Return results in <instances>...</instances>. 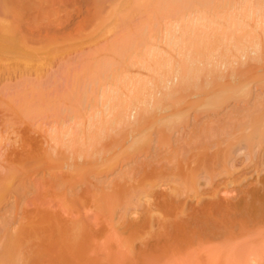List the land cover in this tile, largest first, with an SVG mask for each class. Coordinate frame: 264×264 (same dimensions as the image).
I'll list each match as a JSON object with an SVG mask.
<instances>
[{
    "label": "rangeland",
    "instance_id": "obj_1",
    "mask_svg": "<svg viewBox=\"0 0 264 264\" xmlns=\"http://www.w3.org/2000/svg\"><path fill=\"white\" fill-rule=\"evenodd\" d=\"M94 1L95 0H29V2H31V5L29 4L31 7H27L25 3L26 10L23 4V6L19 5V7L22 6L24 8L21 9V19L18 18L19 15L17 13H14L18 16V20L15 18V20L17 21L15 23H17L18 26L16 29H19L18 36L21 35V37L23 38L22 41H26L28 43V48L31 47V49H33L32 51L35 52L34 48L37 50L35 53L37 60L38 58H41V56H38L39 54L37 55V53L40 52V50L41 52H43H40V54H42L44 61L41 58L43 62H37V65L45 63L46 66H44L46 69L43 68L44 66L41 67V70H45H42L41 75V72L36 71L34 70V68H32L30 69V72L36 71V73H34V75L28 70V72L30 73L29 75V73L25 70L17 69L15 70L16 72L14 71V69L9 70L15 68V65L14 67H12L13 64L11 60L6 64L2 63V65H5V68L1 66L2 68L0 70V74L3 69L9 74H3L4 71H2V76H0V176L11 170L13 171V173L14 171H16L20 176H18V173L16 175L14 174L16 176V180L17 177L18 179L21 178L19 179L21 183H19L18 180L14 181L12 187L14 190L18 189V192L16 191L17 193L15 194L19 196L12 194L15 191L10 190L12 191V193L8 192L7 195L4 196L6 200L3 201V199L0 202V204L2 203L0 205V221L1 219L2 221H4L3 218L6 219V217L8 216L14 217L13 214L16 216L15 213L18 209H20L18 210V214L21 217H19L18 215L17 216L21 218V221H19V218L17 216V218H13L15 220L18 219L16 220L17 222H13L10 217V223L6 221L3 223L1 221L0 228L2 227L3 229H0V240L2 241V243L5 242V244H0V249L2 250V248L6 245L9 246L11 244L13 245L14 243H17V239L16 242L12 243L13 241H15L12 236L14 235L13 237L15 238V234H17L19 230H22L19 233L22 232L21 234L23 238H19L21 236L17 235L16 237L21 240H19V243L14 244L13 246L15 247V250L17 252V248H19L20 251H23L18 253H22L24 256L21 254L22 256L19 255L18 257H23V259L26 261L28 260L26 263V261L18 259L17 257L16 260H21L23 264H264V191H262L261 189H264V187H262L264 186V35H262V31H264L262 30L264 29V23L262 22V20H264L262 19V17L264 16V3L262 2L263 0H260L263 3V6H261L262 4L259 5L260 9H258L257 5L259 2L257 1L256 3L254 2L255 0H253V2L252 0L242 2V4L246 3L249 5L250 3H252L250 6L253 5L254 8H252L253 6L248 7V10L245 9L247 7L245 4L244 5L246 7L241 4L242 7H245L244 9L248 13L250 9H253L252 11H250L252 12V15L254 14L253 12H255V8L258 11L261 10L263 14L259 13V11L256 12L259 14L254 17V15L251 16V13L248 15V13L244 11L245 13H242L246 15L245 19L247 21L242 19L243 15L241 16L240 12L239 16L236 18L238 20V18L241 16L244 24L246 25L247 23V26H250V29L245 26L247 32H250L252 29L253 31L255 30V33L250 32L251 35L253 34L252 36H248V34H246L245 37L243 34L244 38L241 39L243 51H246L245 56L248 55V57L251 58V55L253 54V56H255V59L253 57L252 61L256 62V60L258 59L257 57L260 56H258L257 53L261 54V56L259 57V59H261L257 61L263 63V66L262 63L260 64L259 62H256V64L254 62L253 64L249 58H246L244 55L240 54L246 59L243 57V59L241 60L242 62L239 63L240 65L238 64L239 61L235 62L233 60L236 65V67L235 65L234 67L240 68L242 64V67L240 69L242 72L244 71L245 75L244 73H242V75H244L245 78L242 75H238L241 74V72L237 68L239 73L237 75L233 71L232 73H235L234 75H236L238 78L235 79V77H233L232 79V77H230V66H232L231 63L234 64V62L228 61L229 63H227L225 67H222L223 70L225 68V72H227L224 74L225 79H214L216 81L215 82L213 80L215 82L214 85H210V83L213 84V81H211L212 79H198L203 83L205 81L204 84H206V81L209 80L208 83H210L207 85L215 88L212 89L211 87L210 89L209 87L208 89V86L205 87L204 84L202 85V82H200L201 84L199 83L200 86L202 85V88H200L198 83H196V80H193L196 83L193 85H198L199 89H197L196 87L197 92L193 90L195 89V86L193 89L190 86L191 89H189L191 90V92L187 88L185 92L186 96H184L185 94H182L185 89L183 91L180 90L181 93L177 94V97L169 95L172 90L171 86H168L167 88V86L164 87L162 85V87L164 89L166 88L167 91L171 88V90L167 93L169 97L171 96V98H166V96L168 95L162 93L164 90L159 87V84H161L160 81H158L159 78H155V80H157L151 82V79L153 78L150 76L153 74H151V71L149 73L148 70L149 68L153 69V67L150 62H147L149 60L145 62V65H147L148 63L150 64V66L147 65L144 69L145 66L142 65V62L144 63V59L141 60L143 58V54L141 58H139V56L137 55V62V59L133 58L136 56V54H134L133 56L130 50L131 53H129L132 56L130 57L128 54L126 55L131 58V63H133V65L131 64V66H127V62L123 63L124 66H120V64H117V59L120 56L119 55L117 59H115L116 61L114 62V64H111L112 67L109 72L111 73L112 70H115L117 74L118 72H123L122 70H126L125 72H123L124 75H126L127 72L128 74H130V78L132 80L135 79V76H139L138 78L141 77L142 79H145V82H147L146 80H149V89L151 85L153 86V84H155L154 87H156L157 84L158 89L161 90L162 95L164 94L163 96H165L166 99L164 100L160 97V95L158 98L163 99L165 103L163 102V107H161V110H158L157 108L156 111L153 112L151 109L153 105L155 106V103L153 104L152 101L151 104L146 101V103L148 102L147 104H149V110L152 111V114L147 115L144 120V123L146 125L144 124L145 126H143L146 129V135H144L143 132L145 129L143 131L141 129L143 126H141V128L139 127V130L135 129V125L133 124V122L136 111L133 112L135 113L134 115H132V111H128L130 112L129 115L133 116H131L132 118L129 116L132 121L127 118L129 122L128 120V123L125 122L130 126V128H127L124 123H121L122 126L124 125L123 130V128H121L120 126L121 124L118 125V123L117 127L112 126L114 127L112 130L115 131L111 133L110 131L112 130L110 129V126L106 125L107 127H109V129L106 130V128H103L105 130V133L108 132L106 134L102 133V136L103 134H105L104 138L101 136L102 138L98 137V140L95 137L98 140V144L96 143L95 138L92 136L91 141L95 140L94 142L96 144L93 143V145H95L91 149L90 141L84 139V137H88L84 134V130L88 135L87 132H90L89 129L91 128L89 126L90 128L88 127L89 129L86 130V126H88L86 124L90 123V121L88 122V119L90 118L89 120H91L93 116V118L95 117L96 120L100 121L101 116H104L101 114L102 107L106 105V101L103 100V96H100L103 94L104 89L107 93L109 91V95L113 92L112 90L110 93V90L113 88L117 87L116 90L118 91L120 83L122 82L115 80L119 85L115 84L113 81L114 85L112 84L110 88L107 87L108 84L110 85V79L108 80V78L104 76V80L99 79V81H105V79H107L108 84L106 83V85L104 86L103 84L105 82L103 84L102 82H100V86L95 90L96 92H94L92 91V88H89L87 86V84L89 85V82L87 84L86 82L81 83V80H83V76L82 78L77 77L84 74L85 81L87 77V81L91 82L90 74L96 70H94L92 67H94L95 65L96 68V65H98L97 63H101L103 60V62H105L107 60L110 61V59H114L112 58V56H114V52H118V49L115 48V46L119 43L117 42L119 37L126 40L128 36L124 33H126L128 29L133 30L134 28L130 27L129 23H122V20H118L121 25L111 21L112 18V20L115 19L114 17L111 18V16H109L108 14H110V11L112 10L110 7H115V4L118 5V2L116 0H103L107 3L101 1V6H98L97 3H93ZM237 1L238 0H235L231 5L234 6L235 4L233 3H236ZM119 2H122V0H120ZM238 2L235 5L236 8L234 6L236 11L241 10V5ZM17 3L19 4V2ZM14 5L18 6L16 2L14 3ZM1 6L2 5H0V7ZM12 6L10 7V9L12 8ZM96 6L101 8L98 9ZM233 6L231 7L233 8ZM260 6L262 7V9ZM19 7L17 10H19ZM95 9L97 13L95 12ZM244 9L242 8V10ZM98 13L99 17L102 19H104L103 17L105 16V21L99 19L98 15L96 16V14ZM4 14L5 13L2 14L1 12L0 19H2V16ZM100 14L102 16H100ZM135 14L140 19H143L142 21L145 22V25H148L146 26V29L147 27L148 29L150 28L149 30H144L145 34L147 36L148 33L150 35L153 34L151 35L150 40H155L154 44L158 43V48L154 45L155 51L154 49L152 50L153 47L151 49H148L150 45L145 44L146 46H148L147 49L149 50V53H153L154 51L155 54H158L160 50H164L168 52L167 53L163 51L165 55L167 53V56H172V60L176 59L175 52L177 51V49L174 48L176 50L175 52L173 51L174 49L170 50V45H167L166 43L169 41V38L172 34H168V30H166V28H169L170 26L164 29L163 25L165 21H162L163 23L161 24V26L168 34H164L166 35V37L164 38H167L168 40L163 44V42L161 41H163L164 38L162 39L161 36L164 35L163 32L160 33L163 29L160 28L161 31L159 29H156L157 26H154V23L153 26L155 28H151L152 23L149 24L148 22H146L147 20H144L148 15L145 17L142 13ZM247 15L250 17H247ZM259 15H262V17ZM11 16L16 17L14 15ZM94 16L96 19L94 18ZM108 16L110 19L109 22ZM5 17L8 18L6 21L5 19H2L5 22L9 21V18H11L7 16ZM137 17L133 19L131 16L132 20L134 21H136ZM258 17L262 20H260ZM139 18L136 21L138 22V24L140 23ZM148 18L152 19V17L150 18L149 16L147 17V19ZM99 20L100 22L102 21L101 23L106 26L105 27L101 24L103 27H105V29L108 26L112 27V23H115L116 25H113L112 28L110 27L111 30L110 28H108L110 31L106 29L105 33L104 28H100L101 25ZM156 20L154 22H156ZM160 20L162 19L160 18ZM96 21H98L99 23ZM134 21L130 24H135L136 22ZM168 22H170L169 25L171 24V26L173 27V25L177 24L183 26L186 21L184 20V17H169L166 20V24ZM261 22L262 24H259ZM11 23L12 22H10L9 24ZM224 23L226 22H224L223 20L222 24ZM34 24L36 25L34 26ZM98 24L100 25L99 27H97ZM241 24H243L242 21ZM256 24H258L257 27L255 26ZM117 26L120 27L118 28L120 30L115 29L117 28ZM121 26H125L126 28L128 27V29H126L125 27L122 28ZM262 26L263 28L261 29ZM121 28L122 30L126 29V31L122 33L123 31H121ZM97 31L99 32V34ZM170 31L173 30H169V32ZM144 32L142 35L143 39ZM239 32L235 31L232 35L230 34L229 37L234 36V38L236 39L241 38L242 35L240 36ZM115 34L118 36V39ZM255 34L256 37H254ZM258 36L259 38H257ZM132 37L129 36V38L134 41ZM115 38L117 41L113 40ZM137 38L138 37H136V39ZM125 40L120 41H123V43H125ZM113 41H116V43H114ZM245 41H249L252 43H247ZM256 41L259 43H256ZM139 42H141V40ZM148 42L149 40L147 41V43ZM254 42L258 45V47L260 46L259 50L253 47L255 45ZM107 43L109 48H106L109 52L108 54H106L104 50ZM120 43L122 44V42ZM121 44H119L118 48H120ZM141 44H144L143 41ZM110 45L111 47H109ZM231 45L232 44H230V46ZM41 47L44 51L40 49ZM123 47L120 48V52H122ZM135 47L136 46L134 45L131 49ZM138 47L140 48V46ZM252 47L255 51L258 50L257 53L254 54V51H250L252 50ZM99 48H102V52H105L104 54L106 55H104L103 53L101 54V50ZM110 48H112L113 50L116 49L117 51H111L112 53H110ZM55 49H57V51ZM156 49H158L159 51L157 52ZM231 49L235 50L233 47ZM66 50H68L67 53L65 52ZM144 50H146V47ZM139 51L140 50H138L137 52ZM141 51L144 52L143 49H141ZM172 51L174 54L172 53ZM48 52H54V54H52V56L50 54L49 57ZM96 53H98V56L100 57H98ZM123 53L125 54L126 52ZM88 54L91 59L94 56L98 57L96 58V60H99L101 58L103 60L101 59L98 62H95V59H92V61L88 56L86 57V55ZM164 54L163 56H165ZM55 55L58 59L54 57ZM237 55L232 56L235 59V56ZM47 56L48 60L46 61ZM128 57H126L125 60L128 61ZM144 57L145 60L148 59L146 58L148 57L147 53H145ZM179 58L177 59L179 60ZM231 58L229 60H232ZM132 59L136 62V64H138L136 65ZM139 59L140 61H142L141 63ZM167 59L169 58L167 57ZM177 59L176 63H178ZM236 59L239 60L238 57ZM121 61H119V63ZM89 63H92L91 66H93L89 67V65H87ZM152 64L154 65L153 70L156 72L157 68L155 67L154 62ZM173 65H175L173 66V68H176L177 64ZM87 66L89 68H92L93 71L91 69L89 70ZM170 68L172 67L169 66V69ZM253 68L255 69V72L252 71L254 70ZM234 70L237 71L236 69ZM17 71L23 72L22 80H29L26 83L29 82L31 84H34L36 80H38V76L39 80L43 79V81L40 82L38 80V83L40 82L41 85L37 83L36 85H29V83L27 85L23 80L24 83L22 84V80L19 77V75L22 74L21 72ZM43 71L46 73H43ZM76 71H82L83 73H78ZM24 72H26L27 74ZM37 72H39L38 76ZM110 73H108V75ZM228 73H230V75ZM255 73L257 74L254 75ZM24 74L28 79L24 78ZM43 74L45 75L43 76ZM226 74H228V76ZM40 75L43 76V78H41ZM122 75L123 74H121V77H123ZM155 75H153V77ZM256 76L257 78L255 79L254 77ZM126 78L123 77L122 81ZM130 78L128 77L129 81ZM170 78L169 82L166 81L165 83H169L171 85L174 77ZM30 80L33 81L30 82ZM176 80L173 84L177 83ZM77 81L79 82V84ZM135 82H137L136 79ZM80 83L82 84V86L79 87ZM125 84H122V86H120L119 88L122 89V93L123 91L125 92L128 90H125V88L123 87ZM129 84H131L132 86V84L134 83L133 81H131V83L129 82ZM129 84L126 85L128 86ZM93 85H95L97 88V81L90 87L94 88ZM135 85L136 84H134V86ZM217 85L219 87H226L230 90H233L231 92L235 95L231 96V92H229L230 94L226 92L225 94L228 93L229 96L227 94L223 96L224 99L222 98L215 100L214 93H212V91L217 93V91L219 92V90L222 89ZM134 86L132 87V89H135L136 86ZM32 87H35L36 89H33L39 92L36 93L38 97L34 94V90V93L32 94L31 92L27 91L29 89H32ZM84 88H87V90L89 91L91 89V92H94L95 95L98 94V92H100V94L96 95L97 97L95 96L96 99H93L91 97L92 95H90V92L88 91L90 96L87 98L88 95L86 96L85 94L83 101L80 99V97H82V94L80 96L78 95L79 99L77 98V100H80V102H82V106L80 108V106L78 107L80 102H77V105V100L75 99L73 102L72 96L73 93H76L77 89L79 92L77 94H80V92L82 93V90ZM127 88L131 90V87ZM174 88L177 89V86L173 87V89ZM205 88H207V91L212 90L211 92L208 91V93L212 94V96L206 92ZM216 88L219 90H217ZM147 89L144 92L149 91ZM38 90H40L41 92ZM166 90L165 92H167ZM25 91L27 93L24 95ZM132 91L134 92V90ZM202 91H204V94H202ZM205 92L207 93V96ZM118 93H116V95ZM129 93H131V91ZM176 93H179V89L176 91ZM187 93L191 95H187ZM127 94H124V96H127ZM132 94L131 96L134 97V94ZM200 94H202L203 96ZM27 96L31 99H27ZM32 96H35V98ZM111 96L113 98V95ZM19 97H22V99ZM40 97H44V99L40 100ZM174 97L175 100H172L174 99ZM23 98L24 100L27 99V101L25 100L27 104L23 101ZM74 98H76V96ZM119 98L118 95L117 99L114 97V99L116 100L115 102H117V100L120 102L121 99ZM128 98L124 97L125 100L129 101L130 98ZM151 98H153V96ZM151 98L149 99L150 101ZM211 98L213 100H211ZM43 100L45 101L44 103L46 107L44 106ZM101 100L105 102V105ZM135 100L136 99H134L133 103H139L137 105L142 106L137 100L142 101L145 99H139L138 97V99L136 100L137 102ZM153 100L155 102V98ZM11 101L14 102L12 103ZM31 101H33V103ZM40 101L41 105L39 104ZM89 101H91L92 104L93 102L98 101L100 104L95 102V106L94 104L92 106L90 103L88 108L87 103L89 104ZM112 101L113 100L111 99V102ZM130 101L129 103L133 105L132 100ZM23 102L25 103L24 107L22 106L24 105ZM142 102L144 103L145 101ZM29 103L31 105H29ZM127 103L125 105H127ZM129 103L128 105H130ZM209 103L212 105H209ZM34 104H36L37 106ZM207 104L209 105V107L211 106V108H208ZM213 104L215 107L213 106ZM27 105H29L32 109H29V106V108L26 107ZM97 105L98 107L102 105V107L98 108ZM110 105L114 107L117 104L113 106V103H111ZM76 106L81 110L74 109ZM111 106H106L104 108L113 110ZM133 106L135 107V105ZM154 106L153 110H155ZM72 107L73 109H70ZM134 107L133 109L136 110L138 106H136L135 108ZM145 107H147V105L143 106L142 108ZM142 108L141 111L139 108L140 112L143 111ZM28 109L30 110V112L28 111ZM60 109L62 110L60 111ZM92 110L94 112L98 111L96 114L97 116L94 115L95 113ZM99 110H101V112ZM114 110V115L108 114V118H110V116L112 118L115 116V114H118L117 108H114ZM49 111L51 113H49ZM17 112L19 114H17ZM73 112H75V114ZM111 112L112 111H110V113ZM107 113H109L108 110ZM103 114L106 115V113ZM126 114L128 113L126 112ZM140 114L136 115H145L144 113H142V115ZM98 116L100 119H98ZM138 116L135 117L137 118ZM108 118L106 117L107 122H109L111 119L110 118L108 121ZM165 119H171V121L167 120L168 122H171V124H169L168 126H163L168 124L162 122L165 121ZM101 120L102 124L97 121L99 123L97 124L98 126L103 125V118ZM142 120L143 119H141V121ZM159 120L161 123H163L161 124L163 127L159 126L162 128L158 129L152 127L153 124H155V122H159ZM107 122L105 120L104 123L106 124ZM137 122L140 125L139 118L137 119ZM82 123L84 124V129L83 127H81L83 125ZM94 123L96 122L91 121L90 124ZM151 123L153 124L152 126H150L151 129L149 130L148 127ZM79 124L81 125V129H79L78 127ZM76 125L78 128L76 127ZM95 125L96 124H94V129ZM136 126H138V124H136ZM118 128H121L120 131ZM74 131L79 134V137L81 138L79 139L81 141L78 139V136H76L78 134ZM101 131L102 129L100 130V134ZM72 132L74 134L73 138H71L73 135ZM93 132L95 131L92 130V133ZM65 134H68V136H66ZM74 137L81 142V144L80 142H76L77 144H80L78 145L79 147L75 143L76 139ZM141 138H144L146 142L149 141V145H147V143L145 142L146 145H142L143 147L139 146L143 143H141V141L139 140ZM61 139L64 140L61 141ZM100 139L102 140L100 141ZM135 139H137L139 145L137 144V142V145H134ZM67 140L70 144L74 141L76 146L74 144H71L70 146L67 145L68 147H65L67 144ZM64 141L65 143L63 145ZM133 142L134 144H132ZM82 145H84L85 148H88L89 146V148L85 150L82 147L83 149H80V146ZM203 146L207 147H204V151H207L210 156L209 159L208 155H206L207 152H203V154L205 153V156L208 157V160L205 158L207 162L205 161V159L201 158L205 162L198 159V156L203 157L202 154H199L200 151H202L201 147ZM67 149L70 150L68 151ZM82 150L84 151L82 152ZM85 152L87 153L85 154ZM196 153L197 155L194 157L193 155ZM49 155L51 156L50 160L48 159ZM116 156H119L120 158L118 159ZM3 177H5V175ZM0 178L3 180L2 176ZM72 181L77 183H73ZM260 183H262V185ZM252 184L255 186H251ZM19 187H21V189H24L25 191H19ZM254 188H259L260 190L257 191L258 189H256V192H251V189L255 190ZM19 192L22 193L19 194ZM17 200L19 204L18 209L16 208L17 206H14V204H17ZM247 201L249 202L248 204L246 203ZM3 202L5 203L3 204ZM10 206H13L14 209L12 208V210ZM2 212L3 214L1 216ZM201 213L203 214L200 215ZM22 215L25 218H22ZM44 216L48 217L49 219L45 218ZM123 216L125 220L122 218ZM27 217L29 219H27ZM29 220L32 221V223L26 224L29 223ZM21 225L23 228H19V226ZM3 226H6L5 228L7 230L9 229V231L5 230ZM9 227L11 228V230ZM77 229L79 230V232ZM11 232H13V234H11L10 236ZM7 233L9 234V238L5 236L8 235ZM1 236L8 241L4 240ZM10 237L13 241L10 239ZM30 237L31 239H29ZM23 239L25 241L27 240V242H24ZM32 239L33 242L31 241ZM21 243L23 244L21 245ZM32 248H34V250ZM54 248L57 249L55 250ZM39 251L41 252L39 253ZM63 252L65 253L63 254ZM14 258L15 257H13L12 259ZM8 259L11 260V258ZM21 261H19V264H22ZM5 262L7 263V261ZM5 262L3 261V263H1L4 264ZM11 262L13 264H17L15 260H11ZM11 262L8 263L10 264Z\"/></svg>",
    "mask_w": 264,
    "mask_h": 264
},
{
    "label": "bare ground",
    "instance_id": "obj_2",
    "mask_svg": "<svg viewBox=\"0 0 264 264\" xmlns=\"http://www.w3.org/2000/svg\"><path fill=\"white\" fill-rule=\"evenodd\" d=\"M88 1V0H87ZM104 2V3H107V2H105V1H103V0H95L93 3H97V5L98 6H101V4H100V2ZM117 2H118V5L117 4H115L116 6L114 7V6H112V7H110L112 10L110 11L111 13V15L110 14H108L109 16H111V18L112 17H114V19L115 20H112L111 19V21L112 22H116V24H119V25H121L120 24V22H118V20H122V23H129V26L130 27H134L133 28V30L132 29H128V27L126 28L125 26H121L122 28H126V29H128L127 30V32L126 33H124V31H126V29H123L122 30V28H121V31H123L122 33H124V34H127V36H128V38H129V36H131L132 37V35H133V39H134V41L133 40H131V38H127L126 40L125 39H121L120 37H119V39H118V36L116 35V37H117V39H118V41L116 40V38L115 39H113V40H116L117 42H119L118 44H116V46H115V48H117L118 49V52H114V51H117L116 49H112V48H110V53H112L111 51H113L114 53H113V55L114 56H112V58H114V59H110V61L109 60H107V61H105V62H98L99 60H101V59H99V60H96V58H98V57H100V56H98V53H96L97 54V56L98 57H94L93 56V58L92 59H95V62H98L97 64L98 65H96V68H95V65H94V67H92L91 66V64L92 63H89V64H87V65H89V67H92L94 70L96 69L97 70V67H98V70L96 71H94V72H92L91 74H90V79H91V82L90 81H87L88 80V78L86 77V81H85V79H84V74H82V75H80L79 77H77V78H82V76H83V80H81V83H85L86 82V84L89 82V85L90 86H92V84L94 83H96V81H97V84H98V86H97V88H96V86L95 85H93L94 86V88L93 87H90L88 84H87V86L89 87V88H92V91H94V92H96L95 90L96 89H98V87L100 86L99 85V83L100 82H102V84L105 86L106 85V83L108 84V80L110 79V81H109V83H110V85L108 86L107 85V87H110V86H112V84H113V81H114V83L115 84H118V82H116L115 80H117V81H121L122 83H120V86H122V84H129V82L131 83V81H133V83L134 84H136L135 86L137 87H135L134 86V84H132V86H131V84H129L128 86L125 84L123 87L125 88V90H129V88H127V87H131L130 89L131 90H127V91H123V93L124 94H127V93H129L130 91H131V93H129V94H127V96L129 95V96H131V94L133 93L134 94V97H132V99H131V97H127V96H124V94L121 92L122 91V89H119L120 88V86H119V88H118V91L116 90L117 89V87L116 88H113V89H111L110 90V93H111V91L113 90V92L109 95L108 93H109V91H108V93L106 92V90L104 89V91H103V94L100 96V97H102L103 96V100L104 101H106V105H105V102H103L102 100V102L104 103V105L105 106H103L102 107V105H100V107H98V105H97V107L98 108H101L102 107V112L103 113H106V115L105 114H103L102 112H101V110H99L100 112H101V114L102 115H104L103 117L101 116V119L103 118V120H104V122H105V120H106V122H107V119H106V117L108 118L109 117V115H114V108L116 109L117 108V111H118V114H115V116L114 117H112L111 118V116H110V118L111 119H113V120H111L110 118H108V121H109V119H110V121L109 122H107L106 124L103 122V125H97V124H102V120L99 118V116H98V119H100V121H98V120H96L95 119V117L93 118V114L95 115V116H97L96 114H97V112L98 111H96V112H94L93 110V114L91 115L92 116V118H93V120H92V118H91V120H89L88 119V122L90 121V123H91V121L92 122H96V123H94V124H96L95 125V129H94V124H90V123H88V124H86V125H88V126H86L87 128H86V130L87 129H89L90 127L92 128H90L89 129V131L90 132H87L88 133V135L85 133V130H84V134L86 135V136H88L87 138H85L84 137V139H87L88 141H90V146H91V149H92V147L97 143V141L99 140V138L98 137H101L102 136V133H105V130L103 129V128H106V130L107 129H109V127H107V126H110V129L112 130L114 127H117L118 125H120L121 123H124V125H126L127 126V128H130V126L128 125V124H126L125 122H127V120L129 119V120H131V118L133 117L132 115H134L135 113H133L134 111H136V114H140V115H142V113H144L145 115L142 117V116H138V115H134V122L136 123L137 122V119L139 118V121H140V125H139V123L137 122L136 124H138V126H136V124L133 122V124L135 125V129H137V130H139V127L141 128V126H143L145 123H144V120H145V117L147 116V115H150V114H152L151 112L153 111H156V109L158 108V110L160 109H162L161 107H163V102L165 103V99L166 98H168L169 97V95H172V96H177V94H180L181 93V91L180 90H184L183 91V94L182 95H184V96H186V90H187V88L189 89L190 88V86L192 87V89L194 88V86H195V89H193L194 91H196L197 92V89H199L198 88V85H199V83L200 82H202V81H199L200 79H212L211 81H213L214 79L216 80V79H225V73H227V72H225L226 71V69L224 68V70H223V68L222 67H225L226 65H227V63H229L228 61H235V62H237V61H239L238 62V64L240 63V62H242L241 60L243 59V57L246 55V51H243V45H242V41H241V39H243L244 37H243V34H244V36L246 35V34H248V36L249 35H251V33H255V30L253 31V29L250 31V32H247L246 30V28H245V26H247V23H246V25L244 24V22H243V20H246L245 18V14H243V13H245V12H247V11H245V9H247L248 10V7H252V6H250L252 3H250V2H247V3H250V5L249 4H246V3H244V4H242V2H245V1H247V0H238V1H240V2H238V3H240V5L242 4L243 6H245V7H242V5H241V10L240 11H236L235 10V8H236V3H233V4H235L234 6H235V8H234V6L233 5H231L232 4V2H234L235 0H122V2H119L120 0H116ZM249 1V0H248ZM251 1V0H250ZM257 1L259 2L257 5H258V9H260L259 8V5H261V6H263V3H264V0L261 2L260 0H255L254 2H256L257 3ZM16 2V4L18 5V6H16V5H14V3ZM17 2H19V4L17 3ZM99 2V3H98ZM252 2H253V0H252ZM10 3H12V4H10ZM25 3H26V5H27V7H29L31 4V2H29V0L27 1V0H24V1H21V0H18V1H11V0H1L0 1V5H2L0 8H1V10H0V14H1V12H2V14L3 13H5L3 16H2V19H5V21L8 19V18H6L5 16H7V17H11V18H14V19H11V18H9L10 20L9 21H7V22H5L4 20H2V19H0V70H1V66H3V68H5V65H2V63L3 64H6L7 62H9L10 60H11V62H12V64H13V66L12 67H14V65H15V68H12V69H9V70H13L14 69V71L15 70H17V69H19V70H25V71H27L28 72V70H29V72H30V69H32V68H34V70H36V71H39V72H41V75H42V70H44V69H46L45 68V63H41L40 65H37V62H43L44 60H43V57H42V54H40V52H41V50H40V52H38L37 53V55L38 56H41V58H42V60H41V58L39 59L38 58V60L36 59V49L34 48V50H35V52L34 51H32L33 49H31V47H29L28 48V43L26 42H24V41H22V37H21V35H19L18 36V34H19V29L17 30L16 28L18 27L17 26V23H15V22H17L16 20H15V18L17 19V14L19 15V19H21L20 18V15H21V9H24L25 8V10H26V5H25ZM28 3V4H27ZM115 3V2H114ZM12 6H16L15 8L12 6V8L10 9V5ZM24 5V8L22 7L23 5ZM30 4V5H29ZM32 4H33V2H32ZM35 4V3H34ZM19 5H22L21 7H19ZM112 5V4H111ZM233 6V8L231 7V6ZM239 5V4H238ZM249 5V6H248ZM255 5V4H254ZM42 6V5H41ZM260 6V7H261ZM18 7H19V10H17L18 9ZM31 7V6H30ZM97 7V6H96ZM95 7V8H96ZM230 7V8H229ZM98 9H100L101 7H97ZM96 8V9H97ZM242 8L244 9V10H242ZM252 8H254V6L252 7ZM96 9H95V12H96ZM256 9V8H255ZM254 9V11L255 12H253L254 14V17L255 16H257V14H259V13H261V14H263L262 12H261V10H255ZM261 9H262V7H261ZM13 10V11H12ZM16 10V11H15ZM28 10V9H27ZM32 10V9H31ZM34 10V9H33ZM236 12H235V11ZM253 10V9H252ZM251 9L249 10V13H248V15L251 13V16H253L252 15V12H250V11H252ZM19 11V12H18ZM102 11H103V8H102ZM232 11V12H231ZM233 11H234V13H233ZM245 11V12H244ZM263 11V10H262ZM13 12V13H12ZM238 12V13H237ZM241 14H240V13ZM243 12V13H242ZM256 12H259V13H256ZM8 13V14H7ZM10 13V14H9ZM14 13H17L16 15L14 14ZM97 13V12H96ZM102 13V12H101ZM109 13V12H108ZM135 13H142V14H144V16L146 17L147 15L151 18L152 17V19H153V22H152V19H147V17H146V19H144L146 22H148L149 24H151L152 25V27L151 28H155L154 26H157L156 27V29H159L160 31H161V29L160 28H162V26H161V24L164 22V25H168V26H164L163 25V28L165 29L166 27H169V28H166V30H168L167 32H168V34H171V36H170V38H169V43L168 42H166L168 39L166 38H164V37H166V35H168L167 33H166V31H164V29L160 32V33H162L163 32V35L166 33V35H164V36H161L162 37V39L164 38V40L163 41H161V42H163V44H164V42H166L167 43V45L169 44L170 45V47H169V49L170 50H173L174 48L175 49H177V51L174 49L173 51L175 52H178V53H176L175 52V57H176V59L177 58H179V56H180V58H179V60H178V63H176V59H174V60H172V56H167V51H164V52H167L166 53V55L163 53V51H159L158 49H156L157 50V52L159 51V55L158 54H155L154 53V51H155V49H154V45H155V47H159L158 46V43H156V44H154L155 43V40H153V43H152V40H150L151 39V35H153V34H149L148 33V36L145 34V32H144V30L146 29V26H148V25H145V22L144 21H142L143 19H140L139 17H137V15L135 14ZM237 13V14H236ZM256 13V14H255ZM239 14L243 17L242 19H241V16L238 18V20H240V21H238L236 18L239 16ZM10 15V16H9ZM11 15H14V16H16V17H13V16H11ZM94 15H95V13H94ZM98 15V17H99V13L98 14H96V16ZM104 15H105V13H104ZM247 15V17H250V16H248ZM42 16V15H41ZM100 16H102L101 14H100ZM109 16H108V22H109ZM131 16H132V18L133 19H135L136 17H137V19H136V21L138 20V18H139V20H140V23L138 24V22H136V21H134V20H132V18H131ZM259 16H261L262 17V15H259ZM4 17V18H3ZM97 17V18H98ZM170 17H179V18H182V17H184V20L186 21L185 22V24L183 25V26H180V25H173V27L171 26V24L169 25V23L170 22H168L167 24H166V20L168 19V18ZM1 18V17H0ZM94 18H95V16H94ZM104 19H102V18H100L99 17V19H101V20H104L105 21V16L103 17ZM106 18H107V16H106ZM131 18V19H130ZM158 18V19H157ZM160 18L162 19V20H160ZM164 18V19H163ZM186 18H188V19H186ZM259 18V17H258ZM41 19H42V17H41ZM96 19V18H95ZM156 20V22H154L155 20ZM250 19H252V18H250ZM249 19V20H250ZM260 19V18H259ZM262 19H264V16L262 17ZM262 19H260V20H262ZM18 20V19H17ZM129 20V21H128ZM132 20V21H131ZM150 20V21H149ZM173 20V19H172ZM224 20V22H226V23H224V24H222V21ZM248 20V21H249ZM253 20H255V19H253ZM256 20H258V19H256ZM14 21V22H13ZM42 21V20H41ZM107 21V20H106ZM136 22L135 24L133 23V24H130L131 22ZM142 21V22H141ZM160 21H161V23H160ZM163 21V22H162ZM241 21H242V23L243 24H241ZM247 21V20H246ZM10 22H12L11 24H9ZM94 22H95V20H94ZM96 22H98V21H96ZM99 22H100V20H99ZM98 22V23H99ZM102 22V21H101ZM100 22V25L102 24ZM144 22V23H143ZM255 22V21H254ZM260 22V21H259ZM262 22L264 23V20H262ZM262 22L261 23H259V24H262ZM105 23H107V22H105ZM104 23V24H105ZM111 23V22H110ZM109 23V24H110ZM153 23H154V26H153ZM13 24V25H12ZM15 24V25H14ZM115 23H112L111 25H112V27H113V25H116ZM157 24H159V25H157ZM36 24H34V26H35ZM95 25V24H94ZM99 24L97 25V27H99L100 26ZM103 25V24H102ZM101 25V27L100 28H102L103 26H105V25H103L102 26ZM107 25V24H106ZM134 25H136V26H134ZM138 25V26H137ZM145 27H143V26ZM150 25V26H151ZM244 25V26H243ZM257 25L258 24H256L255 26L257 27ZM127 26V25H126ZM141 26V27H140ZM259 26H261V25H259ZM95 27V26H94ZM96 27V28H97ZM106 27V26H105ZM105 27H103L104 28V30H105V33H106V29H108V28H110L111 26H108L106 29H105ZM111 27V28H112ZM116 27V26H115ZM139 27V28H138ZM245 29H244V28ZM248 27V26H247ZM250 27V26H249ZM248 27V28H249ZM99 28V29H100ZM111 28H110V30H111ZM118 28H120V27H118L117 26V28H115V29H117V30H120V29H118ZM137 28H138V30H137ZM263 28V26L261 27V29ZM150 29V28H149ZM148 29V27H147V29L146 30H149ZM250 29V28H249ZM261 29H260V31H261ZM101 30V29H100ZM103 30V31H104ZM109 29H108V31H110ZM141 32H140V31ZM169 30H173V31H170L169 32ZM259 30V29H258ZM262 30H264V29H262ZM102 31V30H101ZM107 31V32H108ZM120 31V32H121ZM136 33V36H135V33ZM144 32V39H143V37H142V35H143V32ZM235 31H240L239 32V35L241 36L242 35V37L241 38H234V36H232V37H229V35L231 34H233V32H235ZM259 31V32H260ZM98 32V31H97ZM138 32H139V34H138ZM263 33H264V31H262ZM261 32V33H262ZM131 33H132V35H131ZM140 33H141V36H140ZM250 33V34H249ZM262 33V35H264ZM95 34H97V33H95ZM98 34H99V32H98ZM257 34V33H256ZM256 34L254 35V37H256ZM253 35V34H252ZM251 35V36H252ZM136 37H138L137 39H136ZM146 37V38H145ZM158 37V36H157ZM160 37V38H161ZM246 37V36H245ZM149 38V39H148ZM257 38H259V36L257 37ZM143 39V40H142ZM147 39V40H146ZM161 39V40H162ZM235 39V40H234ZM25 40V39H24ZM120 40H125L124 42L126 43H123V41H120ZM141 40V42H139V41ZM149 40V42L148 43H150V41H151V43L150 44H148L147 43V41ZM116 41H113L114 43H116ZM129 41H131V42H128ZM142 41H143V45L141 44L142 43ZM120 42H122V44L120 43ZM137 44H136V43ZM146 42V43H145ZM245 42H249V41H245ZM261 42V41H260ZM113 43V44H114ZM165 43V44H166ZM249 43H252V42H249ZM255 43V42H254ZM256 43H259V42H257L256 41ZM255 43V45L253 46V47H255V49H258L259 50V47H258V45ZM27 44V45H26ZM50 44V43H49ZM109 44H112V43H109ZM119 44H121L120 45V48L121 47H123L122 48V52H120L121 50H120V48H118V46H119ZM150 45V47H148V46H146V45ZM153 44V45H152ZM230 44H232L231 46H230ZM136 46L135 48H133V49H131L133 46ZM140 46V48L138 47V46ZM106 47H105V52H106V54H108L109 52H108V50L106 49V48H108V43H107V45H105ZM127 48H126V47ZM141 46H143V47H141ZM258 48H257V47ZM264 46V45H263ZM109 47H111V45L109 46ZM145 47H146V50H144L145 49ZM147 47H148V49H151L152 47V50L154 49V51H153V53H149V50L147 49ZM173 47V48H172ZM229 47H233L235 50H233V49H231V48H229ZM253 47H252V50H250V51H254L253 53L255 54V53H257V51L258 50H254L253 49ZM50 48H52V47H50ZM130 48V49H129ZM136 48H139V49H136ZM172 48V49H171ZM39 49V48H38ZM40 49H42V47L40 48ZM72 49V48H71ZM100 50L102 49V48H99ZM109 49V48H108ZM126 49V50H125ZM141 49H143V51L145 52V53H147V56L148 57H146V58H148V59H146L145 60V53L144 52H142L141 51ZM160 49V48H159ZM231 51H230V50ZM43 50V49H42ZM56 51H57V49H55ZM64 50V49H63ZM99 50V51H100ZM103 50V49H102ZM102 50L100 51L101 52V54L103 53H105V52H102ZM130 50H131V52H130ZM133 50V51H132ZM138 50H140L139 52H137ZM148 50V51H147ZM166 50H167V48H166ZM233 50V51H232ZM264 50V49H263ZM44 51V50H43ZM59 51V50H58ZM61 51V50H60ZM67 51L68 50H66L65 52L67 53ZM136 53H135V52ZM147 51V52H146ZM173 51H172V53H173ZM220 51H222V52H220ZM234 51H235V53H234ZM96 52V51H95ZM123 52H126L125 54L123 53ZM128 52V53H127ZM133 54V56H134V54H136V56L135 57H133V58H136L137 59V57L139 56V58H141V56H142V54H143V58L141 59V60H143L144 59V63L142 62V61H140V59H139V61H140V63L142 62V65H144L143 67H144V69L146 68V66L147 65H149L150 66V64L152 65V67H153V69H154V65L152 64L153 62H154V64H155V67L157 68V70H156V72L152 69V68H149V73H150V71L152 72L151 74H153V75H155L154 77H153V75H151L150 77H152L153 79H151V82H153V81H156L158 78V81H160V83L161 84H159V82H158V84H159V87L160 88H162L163 90V92L162 93H164V94H166V95H168L167 93L171 90V88H172V90H171V92L169 93V95L168 96H166V98H165V96H163L162 95V93H161V90H159L158 89V85L156 84V87H154V85L155 84H153V86L151 85L150 86V89H149V86H148V82H149V80H146L147 82H145V79H142L141 77L140 78H138V77H136L135 76V79L137 80V82H135V79H131L130 78V74H128L127 72H126V75L130 78V81H129V79H128V77L126 76V75H124V73L123 72H125L124 70H122L123 72H118L117 74H116V71L115 70H112L111 71V73L109 72V70L111 69V67H112V63L114 64V62L116 61L115 59H117V57H118V59H117V64H120V66H124V64L123 63H126L127 62V66H131V64L133 65V63H131V58H129L126 54H128L130 57L132 56L131 54ZM230 52H231V54H230ZM232 52H233V54H232ZM263 52V51H262ZM41 53H43V52H41ZM49 53V57H50V54H51V56H52V54H54V52L52 53V52H48ZM141 53V54H140ZM160 53H162V54H160ZM172 53H169V54H172ZM239 53V54H238ZM56 54V53H55ZM57 54H58V52H57ZM106 54H104V55H106ZM124 54V55H123ZM163 54L165 55V56H163ZM174 54V53H173ZM178 54H179V56H178ZM238 54V55H237ZM240 54H242V55H244V56H242V55H240ZM252 54V53H251ZM44 55V54H43ZM60 55V54H59ZM58 55V56H59ZM93 55V54H92ZM91 55V56H92ZM121 55H123V56H121ZM125 55H126V57H128V61H129V63H130V65H129V63H128V61L127 60H125L126 59V57H125ZM138 55V56H137ZM228 55H230V56H228ZM232 55H237V56H235V59L238 57L239 58V60L238 59H234L233 58V56ZM257 55L259 56H261V54H258L257 53ZM263 55H264V53H263ZM48 56H47V59H46V61L48 60ZM89 57V54L88 55H86V57ZM170 59H167V57ZM231 56H232V58H231ZM242 56V57H241ZM259 56V57H260ZM54 57H56V55L54 56ZM85 57V58H86ZM104 57V56H103ZM123 57V58H122ZM232 59V60H229L230 58ZM246 58H249L248 57V55L247 56H245ZM244 57V58H245ZM254 57V59H255V56H253V54L251 55V58H249L251 61H252V58ZM257 57V56H256ZM259 57H257L258 59L257 60H260L259 59ZM45 58V57H44ZM84 58V59H85ZM90 58V57H89ZM120 58V59H119ZM150 58V59H149ZM245 58V59H246ZM56 59H58L57 57H56ZM91 59V58H90ZM90 59H89V61H90ZM91 59V60H92ZM244 59V60H245ZM83 60V59H82ZM122 60V61H121ZM133 60V59H132ZM147 60H149V61H147ZM256 60V62H259V61H257ZM84 61V60H83ZM82 61V62H83ZM93 61V60H92ZM119 61H121L120 63H119ZM134 61V60H133ZM150 62V64H148L147 63V65H145L146 63L145 62ZM233 61V62H234ZM263 61V60H262ZM87 62V61H86ZM137 62H138V59H137ZM152 62V63H151ZM173 62V63H172ZM235 62H234V64L233 63H231V65L232 66H230V69H231V76L230 77H232V79H233V77H235V79H237L238 77L236 76L238 73H239V71L241 72V74H238V75H242V73H244V71L242 72L241 71V67H242V64H241V67L240 68H238L239 69V71H238V69L237 68H235L236 67V65H235ZM255 62V61H254ZM254 62L252 61V63L254 64ZM256 62H255V64H256ZM15 63V64H14ZM49 63V62H48ZM134 63L136 64V62L134 61ZM260 63V62H259ZM262 63V62H261ZM260 63V64H261ZM138 64V63H137ZM136 64V65H137ZM173 64H177V66H176V68H173V66H175V65H173ZM237 64V63H236ZM237 64V65H238ZM37 65V66H36ZM45 65V66H44ZM234 65H235V67H234ZM240 65V64H239ZM35 66V67H34ZM42 66H44L43 68L44 69H42L41 70V67ZM169 66L170 67H172V68H170L169 69ZM262 66H263V63H262ZM81 67V66H80ZM88 67V66H87ZM86 67V68H87ZM88 67V68H89ZM232 67H233V69H232ZM36 68V69H35ZM69 68V67H68ZM85 68V69H86ZM92 68H89V70L91 69L92 71H93V69ZM82 69V68H81ZM80 69V70H81ZM168 69V70H167ZM174 69V70H173ZM222 69V70H221ZM234 69H236L237 71H235ZM254 69V68H253ZM260 69H261V67H260ZM259 69V70H260ZM165 72H164V71ZM2 71H4V69L2 70ZM2 71H1V74H2ZM32 71V70H31ZM36 71L35 72H30V73H32V74H34V73H36ZM45 71V70H44ZM43 71V73H46V72H44ZM138 71V70H137ZM224 73H223V72ZM232 71L233 72H235L236 73V75H234L235 73H232ZM252 71H254L255 72V69L254 70H252ZM5 72V71H4ZM3 72V74H9L8 72H5L4 73ZM16 72V71H15ZM17 72H21V71H17ZM28 72V73H29ZM39 72H37L38 74H37V76L39 75ZM76 72H78V71H76ZM82 71H80V72H78V73H81ZM162 74H161V73ZM164 72V73H163ZM23 72H21V74H22ZM24 73H26V72H24ZM30 73H29V75H30ZM83 73V72H82ZM106 73H107V75H106ZM108 73H110L109 75H108ZM148 73V72H147ZM230 73H228L229 75H230ZM0 74V76H2ZM14 74H16V73H14ZM18 74V73H17ZM27 74V73H26ZM75 74H77V73H75ZM119 74V75H118ZM121 74H123L122 76L123 77H127L126 79H124L123 81H122V78L123 77H121ZM171 74H172V76H171ZM228 74H226L227 76H228ZM257 73H255L254 75H256ZM260 74V73H259ZM19 75V74H18ZM25 75V74H24ZM35 75V74H34ZM40 75V76H41ZM45 74H43V76H44ZM71 75V74H70ZM234 75V76H233ZM244 75H245V73H244ZM244 75H242V76H244ZM254 75H252V76H254ZM33 76V75H32ZM43 76H41V78H43ZM86 76H87V74H86ZM104 76L105 77H107L108 78V80L107 79H105V81H99V79L100 80H104L103 78H104ZM19 77L21 78V80H22V77H23V74L22 75H19ZM30 77V76H29ZM46 77V76H45ZM121 77V78H120ZM170 77H174V79H173V81L171 82L172 84L175 82V80L177 81V83H175L176 84V86H177V89L176 88H174L173 89V87H176L175 86V84H173V87H172V84L170 85L169 83H165L166 81H168L169 82V80L171 79ZM241 77V76H240ZM24 78H26V75L24 76ZM34 78V77H33ZM120 78V79H119ZM132 78H134V77H132ZM155 78H157L156 80H155ZM168 78V79H167ZM170 78V79H169ZM229 78V77H228ZM227 78V79H228ZM244 78H245V76H244ZM243 78V79H244ZM255 79L257 78V76L256 77H254ZM260 78V77H259ZM258 78V79H259ZM26 79H28V78H26ZM30 79V78H29ZM199 79V80H198ZM248 79V78H247ZM262 79V78H261ZM24 80V79H23ZM23 80H22V84L25 82H27V81H29V80H27V81H25L24 80V82H23ZM35 80V79H34ZM38 80H39V76H38ZM38 80H36V82L34 83L35 85H36V83L37 84H40V82L41 81H43V79L42 80H39L40 82L38 83ZM45 80V79H44ZM71 80V79H70ZM126 80H128V81H126ZM172 80V79H171ZM196 80V83H198V85H193V84H196L194 81ZM198 80V81H197ZM214 80V81H215ZM33 81V80H32ZM31 80H30V82H32ZM79 81V80H78ZM77 81V82H78ZM83 81V82H82ZM95 81V82H94ZM124 81H125V83H124ZM163 81H164V83H163ZM208 81L209 80H207L206 82V84H204L205 83V81H204V83L202 82V85L204 84L205 85V87H207L208 89H209V85H207V84H209L208 83ZM213 81V84L212 83H210V85H214V83L216 82H214ZM29 83V82H28ZM28 83H26L27 85H28ZM43 83V82H42ZM75 83V82H74ZM80 83V85H79V87L80 86H82V84ZM150 83V82H149ZM155 83V82H154ZM163 83V84H162ZM34 84H31V83H29V85H34ZM70 84H71V82H70ZM78 84H79V82H78ZM167 84V85H166ZM169 84V85H168ZM201 84V83H200ZM217 84V83H216ZM19 85H21V84H19ZM41 85V84H40ZM39 85V86H40ZM114 85V84H113ZM119 85V84H118ZM161 85V86H160ZM162 85L164 86V87H166L167 86V88H168V86H171V88H170V90L168 89V91L166 90V88L164 89L163 87H162ZM201 85V86H202ZM38 86V85H37ZM37 86H35V87H37ZM104 86H101V87H104ZM135 87V89L133 88L132 89V87ZM148 86V87H147ZM200 86V85H199ZM200 86V88H202ZM218 86V85H217ZM35 87H32V89H29V90H27L28 92H31V94L32 93H34V91H35ZM148 89H147V88ZM196 87H197V89H196ZM212 87V86H211ZM211 87H210V89H211ZM219 87V86H218ZM21 88H23V87H21ZM33 88H35V89H33ZM78 88V87H77ZM111 88V87H110ZM109 88V89H110ZM152 88H153V90H152ZM207 88H205L206 89V92L208 93V91H212V90H208L207 91ZM213 88H215V87H212V89ZM219 88H222V89H217V90H219V92L217 91V93L216 92H214V91H212V93H214V99L215 100H217V99H224V95H227L229 92H231V91H233V90H230V89H228V88H226V87H219ZM85 89H86V91H87V93H86V91H85ZM94 89V90H93ZM149 90V91H146V92H144L145 90ZM179 89V93H176V91ZM191 89V88H190ZM189 89V90H190ZM215 89V90H216ZM22 90V89H21ZM32 90V91H31ZM34 90V91H33ZM71 90V89H70ZM80 90H81V88H80ZM115 90V91H114ZM132 90H134V92L132 91ZM152 90V91H151ZM156 90H157V92H156ZM165 90L167 91V92H165ZM174 90H176V91H174ZM230 90V91H229ZM237 90V89H236ZM38 91H40V90H38ZM48 91V90H47ZM73 91V90H72ZM89 90H87V88H84L83 90H82V93L80 92V94H77V93H79L78 92V89L76 90V93H73V96H72V100H73V102H74V100L76 99L77 100V98L79 99V96L81 95L82 97H80V99L83 101L84 100V96H85V94H86V96H87V98L90 96V95H92L91 97L94 99L95 98V96L96 95H98V94H100V92H98V94H96L95 95V93H94V95H93V93L91 92V89H90V95H89V92H88ZM151 91V92H150ZM154 91V92H153ZM160 91V92H159ZM193 91V92H194ZM238 91V90H237ZM19 92V91H18ZM41 92V91H40ZM119 92V93H118ZM127 92V93H126ZM148 92V93H147ZM151 94H150V93ZM153 92V93H152ZM159 92V93H158ZM174 92H175V94H174ZM190 92H191V90H190ZM189 92V93H190ZM199 92V91H198ZM205 92V94H206V96H207V93ZM226 92H228L227 94H225ZM27 92L25 91L24 92V95L26 94ZM36 93H39V92H37V90L35 91V95L37 96V94ZM44 93V92H43ZM116 93H118L117 95H118V98L120 97V95H121V97L119 98V99H121V101L119 102L118 100H117V102H115L116 100L114 99V97L117 99V95H116ZM145 95H144V94ZM147 93V94H146ZM155 93V94H154ZM189 93H187V95L189 94ZM195 93V92H194ZM75 94V95H74ZM120 94V95H119ZM132 94V95H133ZM153 94V95H152ZM157 94H158V96H157ZM197 94V93H196ZM202 94H204V91H202ZM202 94H200V95H202ZM209 94V93H208ZM230 94V93H229ZM229 94H228V96H229ZM233 93L231 92V96H234L235 94H233ZM43 95V94H42ZM79 95V96H78ZM108 95H109V97L113 100L112 102H111V99L108 97ZM111 95H113V98H112V96ZM147 95V96H146ZM159 95H160V97L161 98H163V99H161V98H158L159 97ZM162 95V96H161ZM189 95H191V94H189ZM209 95H211L212 96V94H209ZM31 96V95H30ZM64 96V95H63ZM69 96V95H68ZM76 96V98H74ZM78 96V97H77ZM122 96H124L125 98H128L129 99V101L130 100H132V103L134 102V99H138V97H139V99H141V98H143V99H145V100H142V101H145L144 103L140 100H137L138 102H140V104L142 105V106H139V105H137V104H139V103H133V105H135V107L136 106H138L137 107V109H138V111H137V109L136 110H134L133 109V105H131L130 103H129V101H127V100H125L124 99V97H122ZM149 96H150V98L153 96V98H151V101L149 100L150 98H149ZM203 96V95H202ZM205 96V95H204ZM205 96V97H206ZM23 97H26V96H23ZM32 97H34L35 98V96H32ZM38 97V96H37ZM42 97V96H41ZM40 97V100H42V99H44V97L43 98H41ZM58 97V96H57ZM97 97V96H96ZM145 97V98H144ZM178 97V96H177ZM180 97V96H179ZM201 97V96H200ZM217 97V98H216ZM19 98H21L22 99V97H19ZM155 98V102H154V99ZM169 98H171V96L169 97ZM173 98V97H172ZM213 98V97H212ZM211 98V100H213ZM6 99V98H5ZM27 99H31V98H28V96H27ZM27 99H25L26 101H27ZM58 99V98H57ZM63 99H64V97H63ZM63 99H62V101H63ZM96 99V98H95ZM98 99H100V98H98ZM123 99V100H122ZM147 99V100H146ZM160 99V100H159ZM9 100V99H8ZM24 100V98H23V101L26 103V101ZM35 100V99H34ZM39 100V99H38ZM70 100H71V98H70ZM107 100H108V102H107ZM135 100V101H136ZM156 100H157V102H156ZM163 100V101H162ZM172 100H175V97H174V99H172ZM171 100V101H172ZM61 101V100H60ZM99 101V100H98ZM96 102V103H99V102ZM123 101H124V103L126 102H128L130 105H128V103H127V105H125L124 103H123ZM136 101V102H137ZM146 101H148L149 103H151L152 104V101H153V104L155 103V106H154V109L155 110H153V106H152V111L151 110H149V104H147L146 103ZM158 101H159V104L161 105H159L158 104ZM160 101H161V103H160ZM166 101H168V100H166ZM170 101V100H169ZM12 102V101H11ZM14 102V101H13ZM12 102V103H13ZM23 102V103H24ZM30 102V101H29ZM32 103H33V101H31ZM45 101L43 100V103H44ZM80 102V100H77L76 101V104L78 105V103ZM95 102H93V104L95 103ZM115 102V103H114ZM118 102H119V105H118ZM131 102V101H130ZM213 102V101H212ZM25 103H24V105H22L23 107L25 106ZM68 103H69V101H68ZM83 103H85V102H83ZM90 103H91V105L93 106V104H92V102L91 101H89V104L87 103V105H88V108H89V105H90ZM111 103H113V106L114 105H118V107H117V105L116 106H114V107H112L110 104ZM211 103V102H210ZM209 103V105H212V104H210ZM215 103H217V102H215ZM27 104V103H26ZM40 105H41V101H40V103H39ZM81 104V105H80ZM100 104V103H99ZM108 104V105H107ZM147 105V107H145V108H142L143 106H146ZM151 104H150V108H151ZM12 105V104H11ZM29 105H31L30 103H29ZM29 105H27L26 107H28ZM34 105H36V104H34ZM34 105H33V107H34ZM48 105V104H47ZM208 105V104H207ZM206 105V106H207ZM209 105L207 106L208 108H211V106L209 107ZM16 106V105H15ZM37 106V105H36ZM44 106H45V103H44ZM80 106V108H81V106H82V102H80L79 103V105H78V107ZM85 106V105H84ZM94 106H95V104H94ZM106 106H111V108H113V110H109L108 108H104V107H106ZM132 106V107H131ZM159 106V107H158ZM213 106H214V104H213ZM212 106V107H213ZM12 107H14V106H12ZM30 107V106H29ZM28 107V108H29ZM46 107V106H45ZM57 107V106H56ZM74 107V106H73ZM73 107L72 108H70V109H73ZM77 106L74 108V109H79V110H81L80 108H78ZM134 107V108H135ZM206 107V108H207ZM215 107V106H214ZM42 108V107H41ZM48 108V107H47ZM131 108V109H130ZM139 108H140V111H141V108L143 109V111L142 112H140L139 111ZM203 108H205V107H203ZM15 109V108H14ZM29 109H32L31 107L29 108ZM28 109V111L30 112V110ZM46 109V108H45ZM67 109V108H66ZM92 109H94V108H92ZM119 109H120V111H119ZM145 109V110H144ZM42 110V109H41ZM62 109H60V111H61ZM69 110V109H68ZM67 110V111H68ZM83 110V109H82ZM95 110H96V108H95ZM105 110V111H104ZM107 110H108V112L109 113H107ZM234 110V109H233ZM27 111V110H26ZM64 111V110H63ZM110 111H112L111 113H113V114H111L110 113ZM128 111H132L131 113H133L131 116L129 115L130 114V112H128ZM145 111H147V112H145ZM33 112V111H32ZM43 112H44V109H43ZM47 112V111H46ZM58 112V111H57ZM76 112H78V111H76ZM126 112L128 113V114H126ZM39 113V112H38ZM49 113H51L50 111H49ZM74 114H75V112H73ZM147 113V114H146ZM17 114H19L18 112H17ZM34 114H36V113H34ZM33 114V115H34ZM56 114V113H55ZM77 114H79V113H77ZM99 114V113H98ZM109 114V115H108ZM40 115V114H39ZM100 115V114H99ZM29 116H30V114H29ZM106 116V117H105ZM126 116V117H125ZM129 116L131 117V118H129ZM135 116H138L137 118L135 117ZM36 117V116H35ZM116 117V118H115ZM123 117H125V118H123ZM128 118V119H127ZM31 119V118H30ZM94 119H95V121H94ZM136 119V120H135ZM141 119H143L142 121H141ZM32 120H33V118H32ZM124 120V121H123ZM126 120V121H125ZM129 120H128V122H129ZM171 121V119H165V121H162L163 123H168L167 125H163V126H168L169 124H171V122H168V121ZM99 123H98V122ZM132 121V120H131ZM156 121V120H155ZM167 121V122H166ZM174 121V120H173ZM127 122V123H128ZM154 122V121H153ZM119 123V124H118ZM132 123V122H131ZM141 123H143V124H141ZM163 123H161L160 122V120H159V122H155V124H153V123H151L150 125H149V127H148V129L150 130L151 129V127L150 126H152V124H153V126L152 127H154V128H156V129H158V128H162L163 126L161 125V124H163ZM83 124V123H82ZM90 124V125H89ZM118 124V125H117ZM160 124V125H159ZM107 125V126H106ZM124 125L122 126V124L120 125L121 126V128H123L124 127ZM146 125V124H145ZM144 125V126H145ZM155 125V126H154ZM158 125V126H157ZM81 125L79 124L78 125V127H79V129H81V127H83V129H84V124L80 127ZM90 126V127H89ZM93 126V127H92ZM100 126H104V127H100ZM112 126H114V127H112ZM143 126V127H144ZM159 126H162V127H159ZM76 127H77V125H76ZM77 127V128H78ZM89 127V128H88ZM96 127H99V128H96ZM141 128L142 129V131L145 129V127L144 128ZM120 128V129H121ZM131 128H133V127H131ZM76 129V128H75ZM99 129V130H98ZM102 129V131H101V134H100V130ZM119 129V128H118ZM120 129H119V131H120ZM92 130H94L95 132H96V134H95V132H93L94 133V135H93V133H92ZM123 130H124V128H123ZM99 131V132H98ZM104 131V132H103ZM113 131H115V130H112V131H110L111 133L113 132ZM146 129L143 131L144 132V135H146ZM74 132H76V131H74ZM64 133V132H63ZM69 133H71V132H69ZM77 133V132H76ZM91 133H92V135H91ZM106 133H108V132H106ZM105 133V134H106ZM72 134H73V132H72ZM78 134V133H77ZM105 134H103V138H104V135ZM66 136H68V134H65ZM71 135V134H70ZM76 135V134H75ZM97 135V136H96ZM73 136H74V134L72 135V137L71 138H73ZM76 136H78V139L80 138L79 137V134L78 135H76ZM84 136V135H83ZM92 136L95 138V140H96V143L94 142V141H91V139H92ZM140 136H142V135H140ZM82 137V136H81ZM91 137V138H90ZM101 137V138H102ZM70 138V139H71ZM75 138V137H74ZM93 138V139H94ZM55 139H57V138H55ZM76 139V138H75ZM81 139V138H80ZM79 139V140H80ZM90 139V140H89ZM142 139V138H141ZM141 139H139L140 141H141V145H139L138 144V142H137V139H135V144H134V142L132 143V144H134V145H139V146H141V147H143L142 145H146V143H147V145H149V141L148 142H146V140L143 138L142 140ZM62 140H64V139H61V141ZM69 140V139H68ZM68 140H67V144H66V146L65 147H68L67 145H71V144H74L75 145V143L76 142H80V141H78L77 139L75 140V143H74V141L70 144V143H68ZM72 140V139H71ZM74 140V139H73ZM83 140V139H82ZM102 139H100V141H101ZM145 140V141H144ZM56 141H58V140H56ZM84 141V140H83ZM86 141V140H85ZM87 141V142H88ZM100 141H99V143H100ZM165 141V140H164ZM86 142V143H87ZM136 142H137V144H136ZM146 142V143H145ZM64 143H65V141L63 142V145H64ZM89 143V142H88ZM87 143V144H88ZM93 143H95L94 145H93ZM77 144V143H76ZM80 144H81V142H80ZM80 144H77V146L78 145H80ZM98 144V143H97ZM164 144H165V142H164ZM59 145V144H58ZM63 145H62V147H63ZM73 145V146H74ZM72 146V147H73ZM76 146V145H75ZM138 146V147H139ZM64 147V148H65ZM79 147V146H78ZM81 148L80 149H88L89 148V146H88V148L86 147H84V145H82V146H80ZM83 147V148H82ZM138 147H136V148H138ZM204 147H206V146H203V147H201V149H202V151H200V153L199 154H202L203 155V157L201 156H198L199 158L198 159H200V160H202V159H207L208 160V157H209V159H210V156H209V154H208V152H207V154L206 155H208V157L207 156H205V151H204ZM75 148V147H74ZM207 148V147H206ZM206 148H205V150H206ZM73 149V148H72ZM201 149H199V150H201ZM68 151L70 150V149H67ZM90 150V149H89ZM84 150H82V152H83ZM208 151H209V149H208ZM202 152V153H201ZM203 152H205L204 154H203ZM87 152H85V154H86ZM49 154V153H48ZM84 154V153H83ZM197 155V153L196 154H194L193 156L195 157ZM48 156V155H47ZM205 156V157H204ZM117 157V156H116ZM118 159L120 158L119 156L117 157ZM202 158V159H201ZM48 159L50 160L51 159V156L49 155V157H48ZM205 159V161L207 162V160ZM115 160V159H114ZM202 161H204V160H202ZM204 161V162H205ZM262 164V163H261ZM11 170V169H10ZM9 171V170H8ZM16 171H14V173H13V171L11 170V171H9V172H7V173H5L4 175H5V177H3L4 175H1L2 176V178H3V180L0 178V202L3 200V201H5L6 200V198H4V196L5 195H7V193L8 192H11L12 193V191H10V190H13V191H15V192H13L12 194H15V193H17L18 191V189L16 190H14L12 187H13V182L14 181H19V179H21V178H19L18 179V177H17V180H16V174L18 173V172H16ZM3 174V173H2ZM15 174V175H14ZM0 176V177H1ZM18 176H19V173H18ZM121 176V175H120ZM20 177V176H19ZM24 178V177H23ZM61 178V177H60ZM58 179V178H57ZM60 180V179H59ZM66 180H68V179H66ZM76 181V180H75ZM64 182V181H63ZM66 182V181H65ZM73 183H77V182H74V181H72ZM264 182V181H263ZM262 182V183H263ZM19 183H21V181H19ZM24 183V182H23ZM59 183H61V182H59ZM72 183V184H73ZM259 183V182H258ZM262 183H260L261 185H262ZM62 185V184H61ZM60 185V186H61ZM76 185V184H75ZM264 185V184H263ZM15 186V185H14ZM251 186H255V185H251ZM15 187H17V186H15ZM262 187H264V186H262ZM18 188V187H17ZM21 187H19V191H22V190H24V189H21ZM63 189V188H62ZM131 189V188H130ZM129 189V190H130ZM134 189V188H133ZM255 189V188H254ZM256 189H258L257 191H259L260 189L259 188H256ZM256 189L255 190H252L251 189V192L252 191H255L256 192ZM262 189V191H264V189L263 188H261ZM70 190H71V188H70ZM177 190H179V189H177ZM17 191V192H16ZM25 191V190H24ZM128 191V190H127ZM246 191H247V189H246ZM76 192V191H75ZM145 192V191H144ZM249 192H250V190H249ZM22 192H19V194H21ZM15 195H17V194H15ZM75 195V194H74ZM17 196H19V195H17ZM9 197V196H8ZM10 198V197H9ZM16 198H18V197H16ZM8 199V198H7ZM19 199H21V198H19ZM112 199V198H111ZM114 199V198H113ZM119 200V199H118ZM117 200V201H118ZM8 201V200H7ZM10 202V201H9ZM113 202H115V201H113ZM5 202H3V204H4ZM15 203V202H14ZM247 204L249 203L248 201L246 202ZM2 204V203H1ZM0 204V205H1ZM112 204V203H111ZM114 204V203H113ZM3 206V205H2ZM14 206H17L16 208L18 209V207H19V204H18V200H17V204H14ZM211 206V205H210ZM11 207V206H10ZM114 207H116V206H114ZM208 207H209V204H208ZM14 209V207L12 206L11 207V209ZM15 208V209H16ZM203 208H204V206H203ZM212 208V207H211ZM215 208V207H214ZM7 209V208H6ZM10 209V208H9ZM8 209V210H9ZM12 209V210H13ZM200 209V208H199ZM208 209H210V208H208ZM18 210H20V209H18ZM18 210H16L17 212L15 213L16 214V216L18 215L19 216V212H18ZM181 210V209H180ZM201 210H204V209H201ZM214 210V209H213ZM15 211V210H14ZM198 211H200V210H198ZM13 212V211H12ZM126 212V211H125ZM9 213V212H8ZM14 213V212H13ZM122 213H124V212H122ZM214 213V212H213ZM2 214H3V212L1 213V216H2ZM10 214V213H9ZM12 214V213H11ZM126 214V213H125ZM203 213H201L200 215H202ZM8 215V214H7ZM13 216L14 217H10V216H8V217H6V219H4L3 218V220L4 221H2V219H1V221L4 223L5 221L6 222H9V220L11 219L13 222L15 221V222H17L16 220H18V219H13V218H15L16 216L13 214ZM17 216V217H18ZM126 216V215H125ZM197 216V215H196ZM209 216H212V215H209ZM3 217H5V216H3ZM9 217H10V219H9ZM16 217V218H17ZM19 217H21V216H19ZM18 217V218H19ZM45 218H47V219H49L48 217H46V216H44ZM22 218H25V217H23V215H22ZM123 219H124V216L122 217ZM27 219H29L28 217H27ZM31 220V219H30ZM28 221L29 223H26V224H30V223H32V221ZM33 220V219H32ZM41 220V219H40ZM42 220H45V219H42ZM125 220V219H124ZM1 221H0V223H1ZM19 221H21V218H19ZM10 223V222H9ZM8 224V223H7ZM45 224V223H44ZM25 225V224H24ZM23 225V226H24ZM7 226V225H6ZM6 226H3L4 228L6 227ZM34 226V225H33ZM37 226V225H36ZM11 227V226H10ZM9 227V228H10ZM22 227V225L21 226H19V228H21ZM2 228V227H1ZM0 228V229H1ZM12 228V227H11ZM11 228H10V230H11ZM23 228V227H22ZM75 228H77V227H75ZM3 229V228H2ZM1 229V230H2ZM18 229V228H17ZM5 230H7L6 228H5ZM19 230V229H18ZM78 230V229H77ZM7 231H9V229L7 230ZM15 231V230H14ZM13 231V232H14ZM20 231H22V230H19V232ZM3 232V231H2ZM13 232H11L10 233V236H11V234H13ZM18 232V233H19ZM78 232H79V230H78ZM77 232V233H78ZM9 233V232H8ZM7 233V234H8ZM16 233V232H15ZM15 234V238L12 236V238L15 240V241H13L12 240V238L10 237V239L13 241H11L12 243H14V242H16V239H17V243H19V240H21V239H19V238H23L22 237V232L21 233H19V234ZM26 233V232H25ZM75 233H76V231H75ZM24 234V233H23ZM79 234V233H78ZM77 234V235H78ZM0 235H1V233H0ZM21 236V237H16V236ZM26 235V234H25ZM28 235V234H27ZM73 235V234H72ZM71 235V236H72ZM5 236H7L8 238H9V234L8 235H5ZM32 236V235H31ZM79 236V235H78ZM2 237V236H1ZM3 237H4V235H3ZM2 237V238H3ZM25 237V236H24ZM27 237V236H26ZM28 238V237H27ZM4 239V238H3ZM2 239V240H3ZM29 239H31V237L29 238ZM4 240H6V239H4ZM24 240V239H23ZM69 240V239H68ZM1 241V240H0ZM6 241H8V240H6ZM10 241V240H9ZM32 242H33V239L31 240ZM73 241V240H72ZM10 242V243H11ZM24 242H27V240L25 241L24 240ZM17 243H14V244H17ZM73 243V242H72ZM76 243V242H75ZM0 244H5V242L4 243H2V241H1V243ZM13 244V245H14ZM23 243H21V245H22ZM26 244V243H25ZM12 244L11 245H9V246H11V247H9V246H5V247H1L2 248V250L0 251V264H2L3 263V261L5 262V261H7V263L8 262H11V260H15V262L18 260V259H21V260H23V261H26V260H24L23 259V257L22 258H20V257H18L19 255H21L20 253H18V252H21L20 250H19V248H17V250H18V252L15 250V247L13 246ZM32 245V244H31ZM75 245V244H74ZM18 246V245H17ZM70 246V245H69ZM68 246V247H69ZM32 247V246H31ZM30 248V247H29ZM64 248V247H63ZM70 248V247H69ZM22 249V248H21ZM33 250H34V248H32ZM55 249V248H54ZM57 249V248H56ZM55 249V250H56ZM65 249H67V248H65ZM27 251V250H26ZM23 252V251H22ZM30 252V251H29ZM33 252H35V251H33ZM41 251H39V253H40ZM43 252V251H42ZM65 252H63V254H64ZM71 253V252H70ZM25 254H28V253H25ZM37 254V253H36ZM23 255V254H22ZM21 255V256H22ZM47 255V254H46ZM6 256H8V257H6ZM24 256V255H23ZM29 256H30V253H29ZM72 256H73V254H72ZM2 257V258H1ZM6 257V258H5ZM13 257H15L14 259H12ZM18 257V259L16 260V258ZM37 257V256H36ZM42 257V256H41ZM49 257V256H48ZM8 258H11V260L10 259H8ZM32 258V257H31ZM39 258V257H38ZM2 259H4V260H2ZM7 259V260H6ZM47 259V258H46ZM21 260H18L16 263L17 264H19V261H21ZM28 261V260H27ZM27 261H26V263H27ZM2 262V263H1ZM12 262H14V261H12ZM11 262V263H12ZM6 262L4 263V264H7ZM10 263V264H11ZM21 263L23 264V262L21 261ZM26 263H24V264H26ZM9 264V263H8ZM13 264V263H12ZM15 264V263H14Z\"/></svg>",
    "mask_w": 264,
    "mask_h": 264
}]
</instances>
